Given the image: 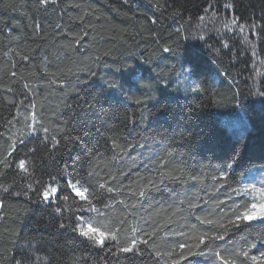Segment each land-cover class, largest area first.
I'll list each match as a JSON object with an SVG mask.
<instances>
[{"label":"trees","instance_id":"trees-1","mask_svg":"<svg viewBox=\"0 0 264 264\" xmlns=\"http://www.w3.org/2000/svg\"><path fill=\"white\" fill-rule=\"evenodd\" d=\"M5 158L0 264H220L236 249L254 264L259 220L181 254L224 233L255 195L234 189L264 169V0H0ZM88 223L103 245L80 235Z\"/></svg>","mask_w":264,"mask_h":264},{"label":"snow or ice","instance_id":"snow-or-ice-1","mask_svg":"<svg viewBox=\"0 0 264 264\" xmlns=\"http://www.w3.org/2000/svg\"><path fill=\"white\" fill-rule=\"evenodd\" d=\"M49 0H41L42 5H47ZM229 5H225V7H228ZM235 23V21H233ZM165 52H168L169 49L165 48ZM199 90V86L196 88H193V91ZM23 141H21L22 143ZM115 146V142H114ZM10 148L13 150L15 149V144L13 143L10 145ZM9 156L12 155V152L10 151L8 153ZM236 155L234 153L233 155V163L236 161ZM26 160L25 159H19L18 161V168L24 172H28V168L26 166ZM0 164H4L7 166V158L5 160L0 161ZM228 167H231V165H227ZM225 181L228 180V176L224 175L222 177ZM261 184L264 185V181H261ZM69 187L72 189V191L75 193L76 196L80 197L81 200H88V192L89 189L87 187H82L79 186V181L77 182H71L69 181ZM100 188H105V184H101ZM109 192L112 191L111 188L107 189ZM58 189L55 187H51L48 189H45L41 195L43 196L44 200H49L50 197L55 195L57 193ZM234 191L240 192L243 191L244 193H255V195L251 196L250 202L248 200H245V202L241 204H237L234 208H232L231 211V216L228 217L227 224H220V227L224 229V233H218L216 235H213L209 238V243L206 244L205 238L201 237L198 241V243L195 245L199 251L193 252L191 248L189 249V252L187 255H184L183 253L181 254V259H188L190 256H197V255H204L205 250L202 249L200 246L205 245V248L210 247V241L214 240H223L225 238V234L228 232V225H231L233 227H239L240 223H251L254 221H264V186L260 188H256L255 186L251 187H245L244 189H234ZM141 196L144 195L143 192L140 193ZM63 199L67 200L68 197L64 196ZM94 211L96 209H93ZM197 219H201L200 217H197ZM208 224H212V220H207L206 221ZM201 223H205L203 219H201ZM63 227V225H61ZM79 227V226H77ZM80 235L86 236L89 239H92L95 243L103 245L105 238H106V233L101 230L100 227H96L91 223L86 224L84 227L79 228ZM111 239H116L115 235H111ZM143 243H147V241H143ZM254 246V245H252ZM181 248H184L185 245L181 244ZM135 248V241L132 242L131 247H125L122 250L124 252H132L133 249ZM216 257L219 259L220 264H237V258L238 257H244L245 259L249 258V253L246 250H241V249H236L235 251L231 252L228 257L222 255L220 252L215 253ZM254 264H264V257H257V256H252L250 258ZM19 264V262H17ZM174 264H178V262H174ZM241 264L243 262L241 261Z\"/></svg>","mask_w":264,"mask_h":264},{"label":"rangeland","instance_id":"rangeland-1","mask_svg":"<svg viewBox=\"0 0 264 264\" xmlns=\"http://www.w3.org/2000/svg\"><path fill=\"white\" fill-rule=\"evenodd\" d=\"M227 118L228 117H225L224 119L227 120ZM233 119L234 121H233L231 129L234 132L242 133L249 128L248 123L246 122L245 113L243 111H238V112L234 111L232 114V118L230 120H233ZM220 122L223 123L224 122L223 119H220ZM260 171L262 172L254 179V182L252 183V186H255L256 188H260L264 186L261 184V181H264V169L259 170V172Z\"/></svg>","mask_w":264,"mask_h":264}]
</instances>
